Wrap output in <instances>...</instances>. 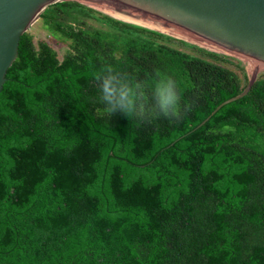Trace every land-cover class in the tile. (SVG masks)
Segmentation results:
<instances>
[{"label": "trees", "instance_id": "obj_1", "mask_svg": "<svg viewBox=\"0 0 264 264\" xmlns=\"http://www.w3.org/2000/svg\"><path fill=\"white\" fill-rule=\"evenodd\" d=\"M67 44L21 36L0 92V264H264V75L75 1ZM162 73L192 109L139 128L99 102L89 66Z\"/></svg>", "mask_w": 264, "mask_h": 264}, {"label": "water", "instance_id": "obj_2", "mask_svg": "<svg viewBox=\"0 0 264 264\" xmlns=\"http://www.w3.org/2000/svg\"><path fill=\"white\" fill-rule=\"evenodd\" d=\"M74 0H0V92L15 61L20 38L44 10ZM113 18L167 33L206 48L257 64L244 91L221 105L245 96L264 66V0H75ZM117 17V18H116ZM123 19V20H121ZM123 21V22H125Z\"/></svg>", "mask_w": 264, "mask_h": 264}, {"label": "clouds", "instance_id": "obj_3", "mask_svg": "<svg viewBox=\"0 0 264 264\" xmlns=\"http://www.w3.org/2000/svg\"><path fill=\"white\" fill-rule=\"evenodd\" d=\"M89 66L105 111L123 114L135 128L159 119L178 121L192 109L171 76L158 72L139 80L111 63L96 67L89 60Z\"/></svg>", "mask_w": 264, "mask_h": 264}, {"label": "rangeland", "instance_id": "obj_4", "mask_svg": "<svg viewBox=\"0 0 264 264\" xmlns=\"http://www.w3.org/2000/svg\"><path fill=\"white\" fill-rule=\"evenodd\" d=\"M75 1V0H74ZM75 2H78L80 4H83V5H86L96 11H99L101 13H104L108 16H111V17H114L110 14H107L105 12H102L88 4H85L83 2H79V1H75ZM117 18V17H116ZM123 20V19H121ZM125 21V20H123ZM126 22V21H125ZM149 29H153L151 27H148ZM154 31H156L154 29ZM159 31V30H158ZM28 34H30L32 37H33V42L35 45L38 44V42L40 41H44L46 43H48L57 53L58 55V58L59 59H62V57L64 56L66 50H67V44L66 43H63L61 42L60 40H58L57 38H55L52 33H50L45 27L44 25L42 24L41 20L38 19L37 21H35L27 30ZM163 34H166V35H169L175 39H179V40H182V41H185L187 43H190L192 45H195V46H198L200 48H203L207 51H211V52H215V53H218V54H221V55H225L227 57H230V58H233L235 59L236 61H240L242 63V65L245 67V71H246V74L247 76L250 78L251 77V73L253 72V70L255 69L256 65L257 64H254V63H251V62H248V61H245V60H242V59H239V58H236V57H233V56H230V55H227V54H224V53H221V52H218V51H215V50H212V49H209V48H206L204 46H201V45H198L196 43H193V42H190V41H187V40H184V39H181V38H177V37H174L170 34H167V33H163ZM259 75H264V66L263 67H260L256 73V79L258 78Z\"/></svg>", "mask_w": 264, "mask_h": 264}]
</instances>
